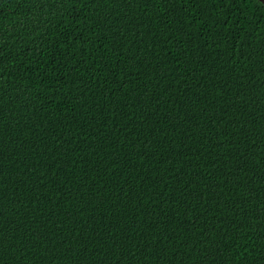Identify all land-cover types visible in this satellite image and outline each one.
I'll use <instances>...</instances> for the list:
<instances>
[{
  "label": "trees",
  "instance_id": "trees-1",
  "mask_svg": "<svg viewBox=\"0 0 264 264\" xmlns=\"http://www.w3.org/2000/svg\"><path fill=\"white\" fill-rule=\"evenodd\" d=\"M0 264H264L259 0H0Z\"/></svg>",
  "mask_w": 264,
  "mask_h": 264
},
{
  "label": "water",
  "instance_id": "water-1",
  "mask_svg": "<svg viewBox=\"0 0 264 264\" xmlns=\"http://www.w3.org/2000/svg\"><path fill=\"white\" fill-rule=\"evenodd\" d=\"M260 2H262L263 3V5H264V0H259Z\"/></svg>",
  "mask_w": 264,
  "mask_h": 264
}]
</instances>
